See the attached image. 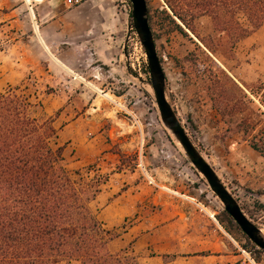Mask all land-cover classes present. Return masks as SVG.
Returning <instances> with one entry per match:
<instances>
[{"label": "rangeland", "instance_id": "rangeland-1", "mask_svg": "<svg viewBox=\"0 0 264 264\" xmlns=\"http://www.w3.org/2000/svg\"><path fill=\"white\" fill-rule=\"evenodd\" d=\"M149 3L156 17L163 1ZM111 4L118 40L62 11L53 19L49 4L15 13L0 7V93L18 88L38 104L36 117L54 119L70 174L92 167L109 176L92 207L119 234L111 252L140 264H166L163 256L170 264H264V254L258 260L242 235L217 220L224 205L163 124L130 0ZM154 32L167 100L200 152L207 153L204 134L223 143L243 120L252 128L248 139L264 138V26L236 46L233 60L197 38L213 34L207 17L196 22L195 36L157 21ZM248 170L241 182L223 183L264 233V160Z\"/></svg>", "mask_w": 264, "mask_h": 264}, {"label": "trees", "instance_id": "trees-1", "mask_svg": "<svg viewBox=\"0 0 264 264\" xmlns=\"http://www.w3.org/2000/svg\"><path fill=\"white\" fill-rule=\"evenodd\" d=\"M146 1L155 39V21L195 36L196 22L207 17L213 34L209 41L197 38L213 55L231 60L236 46L264 26V0H162L156 17ZM260 89L264 93V84ZM37 106L18 88L0 93V264H139L127 252L110 251L119 234L107 230L93 210L109 176L92 167L70 174L54 119L36 117ZM247 123L237 131L263 156L264 138L248 139ZM217 220L242 235L258 260L264 254L225 211Z\"/></svg>", "mask_w": 264, "mask_h": 264}, {"label": "water", "instance_id": "water-1", "mask_svg": "<svg viewBox=\"0 0 264 264\" xmlns=\"http://www.w3.org/2000/svg\"><path fill=\"white\" fill-rule=\"evenodd\" d=\"M132 4V18L134 29L144 48L148 70L151 78V86L154 91L157 107L163 124L171 132L185 155L194 168L205 178L211 191L224 205L225 212L232 218L235 224L258 249L264 251V233L244 213L239 202L226 188L213 167L204 158L195 146L187 131L177 117L176 112L167 100L166 74L161 59L157 52V46L153 31L149 24V11L146 0H130Z\"/></svg>", "mask_w": 264, "mask_h": 264}, {"label": "crops", "instance_id": "crops-1", "mask_svg": "<svg viewBox=\"0 0 264 264\" xmlns=\"http://www.w3.org/2000/svg\"><path fill=\"white\" fill-rule=\"evenodd\" d=\"M24 1L26 4H24ZM62 0H0V7H6L15 13L18 9L30 6L35 3L37 7H42L44 4L52 5L53 12L56 14L53 19L57 18L60 14L64 17H70L77 22L87 21L91 27L98 30L102 37H110L118 40L116 34L119 30V15L115 7L111 4L112 0H84L80 5L66 11L63 10V5L60 6ZM58 14L59 12H61ZM65 12V13H64ZM62 19V17H60ZM262 78V77H261ZM242 133L236 131L232 133L231 138L221 143L215 138L216 133L204 134L199 142L207 150L206 155L202 152L204 158L213 167L219 178L224 181H237L241 182L243 176L248 175V166H254L264 160V157L255 152L241 136ZM213 226L212 223H210ZM238 259H243L242 255L236 256ZM240 260H237V263ZM166 264H170L164 260ZM244 263H246L244 261ZM242 263V264H244ZM140 264V262H139Z\"/></svg>", "mask_w": 264, "mask_h": 264}, {"label": "built area", "instance_id": "built-area-1", "mask_svg": "<svg viewBox=\"0 0 264 264\" xmlns=\"http://www.w3.org/2000/svg\"><path fill=\"white\" fill-rule=\"evenodd\" d=\"M84 0H67V5L69 7H74L80 5Z\"/></svg>", "mask_w": 264, "mask_h": 264}]
</instances>
